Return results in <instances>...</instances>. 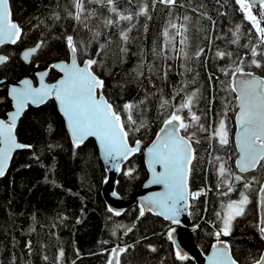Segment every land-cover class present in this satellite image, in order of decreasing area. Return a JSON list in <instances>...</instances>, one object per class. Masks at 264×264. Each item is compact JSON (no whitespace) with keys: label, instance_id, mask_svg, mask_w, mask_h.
Segmentation results:
<instances>
[{"label":"trees","instance_id":"16d2710c","mask_svg":"<svg viewBox=\"0 0 264 264\" xmlns=\"http://www.w3.org/2000/svg\"><path fill=\"white\" fill-rule=\"evenodd\" d=\"M10 2L13 20L24 34L17 44L2 48L9 59L0 66V79L28 76L36 81V73L45 69H49L48 81L57 79L60 74L50 66L69 59L65 38L73 35L82 42L78 60L82 63L88 58L97 59L99 66L94 65L93 71L104 80L103 94L121 111L123 119L127 116L123 112L125 103L145 101L133 113L137 126L143 123L145 127L129 133L132 144L136 140L144 146L150 144L172 106H178L182 98L193 92L197 94L193 111L201 116L200 122L205 127L211 124L209 132L224 120L231 135L226 146H221L218 139L210 141L209 132H197L200 143H193L197 159L192 164L189 185L191 191L205 193L191 201V230L196 243L207 253L220 227L216 213L223 214V206L238 200L243 192L250 200L246 213L234 221L231 235L220 239L230 243L239 264L259 258L264 240L256 225L260 223L259 190L264 184V170L242 175L245 180L256 177L260 181L253 182L250 189H245V180L236 182L227 178L233 184L231 192L218 175L221 162L226 169L240 174L231 134L235 131L236 93L229 88L232 72L226 76L222 69L243 66L245 71L264 77V67L250 66V49L257 44V37L235 0H177L172 9L159 3L153 8V0H132L131 4L128 0H117L121 10L133 14L146 3L151 19L134 15L131 24L120 21L111 27H105L103 21L115 19L113 14L88 0L85 7L93 15L87 20V27L68 15L75 14L73 0ZM252 10L255 14L261 12L257 7ZM169 12L173 23L187 26L188 60L179 51L183 46L175 28H169L175 38V50L169 48L164 56L157 54L165 45L162 33L169 27ZM56 15L60 18L56 19ZM184 16L189 20L184 21ZM129 27L132 30L125 44L120 33ZM95 32L100 35L93 38ZM41 41L43 44L31 62L25 63L21 51ZM101 47L104 50L97 56ZM201 48L204 54L195 58L194 53ZM216 51L231 56L219 58ZM164 100L169 104L161 108ZM11 109L7 88L3 87L0 118L6 119ZM182 115L190 118L187 109ZM17 136L31 147L15 154L8 174L0 180V264H108L110 260L112 264H195L190 258L176 259L174 244L167 235L175 227L172 222L150 211L140 216L138 203L120 216L107 210L102 189L108 173L96 143L89 139L80 148H73L54 100L38 108L29 107L19 122ZM216 157L221 159L217 161ZM129 169L132 174L126 175ZM148 175L141 149L123 166L115 190L123 198H129L142 187ZM117 246L127 251L113 257L112 249ZM151 247L156 251H151Z\"/></svg>","mask_w":264,"mask_h":264},{"label":"snow or ice","instance_id":"6c2138e0","mask_svg":"<svg viewBox=\"0 0 264 264\" xmlns=\"http://www.w3.org/2000/svg\"><path fill=\"white\" fill-rule=\"evenodd\" d=\"M88 2L106 7L113 14L115 19H104L105 27L118 25L120 21H128L131 24L134 15H145L147 19H151L146 3L133 14L130 10H121L117 6V0H88ZM235 2L239 5L240 11L244 13L245 19L251 23L257 37V44L250 49L252 57L250 66L262 68L264 67V26H262L264 25V0H235ZM128 3L131 4L132 0H128ZM157 3L169 9L177 6V0H153L152 7L154 8ZM257 3L262 10L259 14L252 11ZM73 6L76 10L75 14L70 12L68 15L72 16L78 24L87 27V20L92 17L93 12L86 9L85 0H73ZM179 6L182 7L183 5ZM195 10L193 9V11ZM169 17V27H166L162 33L165 45L157 54L164 56L169 48L175 50V38L171 36L169 31V28H175L177 35L181 36L179 43L183 46L179 51L182 53L183 59L188 60L189 56L185 51L188 46L187 26L186 24L177 26L173 23L171 12H169ZM55 18L59 19L60 17L56 15ZM183 19L188 21L189 17L184 16ZM131 30L132 28L129 27L120 33V38L125 44L128 42V33ZM89 31L92 30L89 29ZM238 31L239 29H237V33ZM23 34L21 26L12 20L10 0H0V45L16 44ZM99 35V32H95L93 38ZM65 39L71 56V63L60 62L50 66L51 69H57L63 73V78L57 83L48 84L45 83L47 72H43L39 74V87H33L32 81L25 79L22 81L23 87H12L10 90V96L14 102V111L8 113L7 119H0V144H2L0 147V177L5 175L15 150L31 147V145L17 141L15 129L19 118L29 104L39 106L46 103L50 98L57 101L59 110L65 117L74 149L80 148L89 137H94L103 151L105 160L116 171H120L123 161L140 151V141L136 140L134 144H130L128 137L130 132H138L141 127H145L143 123L137 126V121L133 118L134 111L139 108V104H143L145 101L141 100L139 104L125 103L123 112L127 113V116L126 119H123L121 111L103 95L104 80L92 70L94 65L99 66L97 59L88 58L84 60L82 67L78 63V53L83 50L82 42H78L73 35H67ZM42 44L43 41L25 51L23 59L31 62L30 57L41 48ZM257 48H261V51H257ZM103 50V47L98 49L96 55L99 56ZM203 54L204 49L201 48L194 53V56L199 58ZM215 55L224 58L225 55L231 56V53L216 51ZM165 58L167 57L165 56ZM8 59V56L0 55V65L6 63ZM241 65H243V61H241ZM222 71L226 76L229 71L232 72V83L229 88L237 94L239 112L236 122L240 131L236 137V147L239 150L236 168L239 173L264 170V78L255 75L253 72H246L243 66L225 68ZM237 74L242 78L237 79ZM98 90H100L99 96L97 95ZM178 94L179 92H177ZM196 95L193 92L191 95L182 98L178 106H172V110L162 122L161 134L156 137L155 142L147 150L149 170L152 173L151 183L163 185L165 189L163 193L146 198L147 211L164 216L165 219L172 222H176V218L185 211V205L188 201V179L192 172L193 161L197 159L193 143H200L197 132H209L211 128V124L205 127L200 122L201 116L193 111ZM168 104L169 101L164 100L160 106L164 108ZM185 109L190 114L189 119L182 115ZM189 129L192 131L190 132ZM208 139L210 141L218 139L221 146H226L229 143V133L223 119L219 121L217 128L209 132ZM220 159V157H216L217 161ZM157 166L162 171L158 172ZM131 174L132 170L129 169L126 175ZM218 175L226 184L228 192L233 190L231 179L236 182L245 180L242 175L226 169L223 162L218 165ZM253 182L260 183L256 177H252L250 181L245 180V189H250ZM259 191L261 199L264 200V184H261ZM199 195V192L192 193L193 198ZM249 203V197L241 192L238 200H232L223 206V214L216 213L220 227L214 233L216 244L213 245L212 255L208 257V264H238L237 259L232 256L231 246L220 238L231 235L234 221L245 215ZM107 210L115 216L121 215L119 210L112 207ZM145 210L144 206L140 208V216L145 214ZM256 226L260 238L264 240V219ZM173 231L169 230L167 233L169 240H173ZM27 246L31 247L30 242ZM125 251L127 248L117 246V248L112 249V255L116 257L120 252ZM151 251L155 252L156 248L151 247ZM59 255L62 257L63 252L61 251ZM175 257L181 261L188 259L180 250L176 251ZM108 264H112V261L110 260ZM250 264H264V254L252 260Z\"/></svg>","mask_w":264,"mask_h":264},{"label":"water","instance_id":"95a60500","mask_svg":"<svg viewBox=\"0 0 264 264\" xmlns=\"http://www.w3.org/2000/svg\"><path fill=\"white\" fill-rule=\"evenodd\" d=\"M256 5H259L258 3ZM10 8H11V2H10ZM11 13H12V9H11ZM12 20H13V13H12ZM14 22L18 23L17 21L13 20ZM20 41V40H19ZM18 41V42H19ZM17 42V43H18ZM16 43V44H17ZM6 45H15V44H4V45H0V55H5L3 52H2V48ZM36 46V45H35ZM33 46V47H35ZM33 47H28V48H25L24 50L21 51L20 53V57L21 59L25 62V63H30V62H27L23 59V53ZM39 50V49H38ZM37 53V52H36ZM34 55V54H33ZM7 56V55H5ZM31 58L32 56L30 57V61H31ZM60 62H65V63H71V56L69 55V59L68 60H59V61H56L55 63H60ZM78 63H80V65L83 67L84 64L83 62H79L78 60ZM1 66V65H0ZM59 74L60 76L53 80V81H48V75H49V69H45V70H40L36 73V81H34L31 77H28V76H25V77H21V78H16V79H11V78H1L0 79V89L3 88V87H6L7 88V92H8V96L12 102V109L8 112H12L14 111V102L13 100L11 99V96H10V90L12 87H18V88H21L23 87V84H22V81L25 80V79H28V80H31L32 83H33V87H39V74L40 73H43V72H47V75L45 77V83H48V84H54V83H57L61 78H63V73H61L59 70L55 69ZM93 70V69H92ZM246 72H252V71H246ZM255 73V72H253ZM255 75L257 76H260L261 78H264L263 76L255 73ZM100 78V77H99ZM237 79H241L242 77L239 76V74H237ZM97 95L99 96L100 95V90L97 91ZM104 95V94H103ZM105 96V95H104ZM106 98V96H105ZM107 99V98H106ZM50 100H54L55 103H56V106H57V110L58 112L60 113L61 117L63 118L64 120V124H65V128H66V131L71 139V135H70V131L67 127V123H66V120H65V117L63 116V114L60 112L59 110V107H58V103L57 101L54 99V98H50L48 101ZM236 100H237V94H236ZM47 101V102H48ZM46 102V103H47ZM46 103L44 104H41L39 106H35V105H32V104H29L27 106V108L25 109V111L23 112V114L28 110L29 107H34V108H38V107H41L43 105H45ZM237 108H238V101H237ZM239 112V108L237 110V113ZM237 113H236V116H235V134H234V142H235V146H236V137L239 133V127H238V124L236 122V117H237ZM23 114L21 115V117L19 118L18 122H17V126H16V129H15V136L17 138V141L19 143H22L19 141L18 139V136H17V128L19 126V122L23 116ZM8 115V114H7ZM0 119H3V118H0ZM7 119V118H6ZM162 128V127H161ZM161 132L159 130V132L157 133V135L155 136V138L153 139V141L148 144L147 146H144L142 144V142H140L141 144V147H140V150L142 149L143 151V154H144V159H145V163H146V166H147V169H148V178L147 180L143 183L142 187L137 190L134 194H132L129 198H123L122 196H120L115 188H116V185H117V182H118V177L119 175L121 174L122 170H123V166L129 161L131 160L136 154H138L139 152L133 154L132 156H130L126 161H123L121 163V166H120V171H116L115 169H113L111 167V165L105 160L104 158V155H103V151L101 150L100 146H99V143L98 141L94 138V137H89L87 140L89 139H92L95 141L96 143V146H97V150H98V154H99V157L108 173V177H107V180L104 182L103 184V189H102V193H103V197L106 201V203L108 204V207H112L113 209L115 210H119L121 213H123L126 209H128L129 207H132L134 206L136 203H138L141 207L144 206L145 207V211H147V205L145 204V201H146V198L149 197V196H152V195H155V194H158V193H163L165 191L164 189V186L163 185H158V184H152L151 183V179H152V173L151 171L149 170V157H148V149L152 146V144L155 142L156 140V137L158 135H160ZM182 135H184L182 132H181ZM86 140V141H87ZM128 140H129V137H128ZM72 141V140H71ZM85 141V142H86ZM129 143L132 144L129 140ZM134 144V143H133ZM0 147H2V144H0ZM194 147V145H193ZM27 149V148H25ZM195 149V148H194ZM237 149V153H238V157L236 159V162L237 160L239 159V150L238 148L236 147ZM20 150H23V149H17L13 152L12 154V157H11V160L9 162V165H8V168L6 170V173L3 177H0V180L3 179L9 172L10 168H11V165H12V162H13V159H14V156L15 154L20 151ZM156 170L159 172V171H162V169L159 168V166H157ZM238 170V169H237ZM239 171V170H238ZM252 172V171H250ZM249 173V172H248ZM191 175V174H190ZM189 181H190V176H189V179H188V188H189V197H188V201H187V204L185 205V211H183L177 218H176V222H172L170 220H167L164 218V216H160L161 218H163L164 220L166 221H169V222H172L175 224V227L172 229L174 230L172 235H173V244H174V248H175V251L177 250H180L181 253L185 256H187L188 258L190 259H193L195 261V264H208V257L212 255V251H213V245L216 244V241L211 245L209 251L207 253H204L200 248L199 246L195 243V240H194V233L193 231L191 230V227H192V218H191V213H190V208H191V197H190V193H191V188H190V185H189ZM154 213V212H153ZM155 214V213H154ZM259 215H260V221L262 219H264V200L261 199V196H260V206H259ZM159 216V215H158ZM226 241V240H224ZM229 245L230 243L228 241H226ZM232 253V251H231ZM261 254H264V250L262 251ZM233 256V255H232ZM234 258V257H233ZM239 264V262H238Z\"/></svg>","mask_w":264,"mask_h":264},{"label":"flooded vegetation","instance_id":"af4514ba","mask_svg":"<svg viewBox=\"0 0 264 264\" xmlns=\"http://www.w3.org/2000/svg\"><path fill=\"white\" fill-rule=\"evenodd\" d=\"M254 7H257V8L260 9L259 5H258V6H254ZM260 10H261V9H260ZM252 11H253V10H252ZM261 11H262V10H261ZM25 48H28V47H25ZM25 48H24V49H25ZM24 49H23V50H24ZM35 54H36V53H35ZM35 54H34V55H35ZM69 55H70V54H69ZM31 59H32V58H31ZM234 133H235V131H234ZM234 133H231V134H233V136H234ZM236 152H237V150H236ZM240 174H241V175H244V173H240ZM247 174H249V173H247ZM203 192H204V191H203ZM204 193H205V192H204ZM204 193H203L202 195H204ZM202 195H201V196H202Z\"/></svg>","mask_w":264,"mask_h":264},{"label":"bare ground","instance_id":"6f19581e","mask_svg":"<svg viewBox=\"0 0 264 264\" xmlns=\"http://www.w3.org/2000/svg\"><path fill=\"white\" fill-rule=\"evenodd\" d=\"M140 142H141V141H140ZM142 144H143V143H142ZM197 192H199V193H200V195H199V196H201V195L204 193L203 191H202V192H200V191H195V193H197ZM199 196H198V197H199ZM198 197H197V198H198ZM192 225H193V223H192ZM194 240H195V239H194ZM195 243H196V241H195ZM196 244H197V243H196ZM197 245H198V244H197ZM198 246H199V245H198ZM199 248H200V247H199ZM200 249H201V248H200ZM201 250H202V249H201ZM202 251H203V250H202ZM203 252H204V251H203Z\"/></svg>","mask_w":264,"mask_h":264},{"label":"rangeland","instance_id":"374dc122","mask_svg":"<svg viewBox=\"0 0 264 264\" xmlns=\"http://www.w3.org/2000/svg\"><path fill=\"white\" fill-rule=\"evenodd\" d=\"M228 133H229V139H231V135H230V132H228ZM199 197H200V196H199ZM199 197H198V198H199ZM248 206H249V204L247 205V207H248ZM246 210H247V209H246Z\"/></svg>","mask_w":264,"mask_h":264},{"label":"built area","instance_id":"2783aa9c","mask_svg":"<svg viewBox=\"0 0 264 264\" xmlns=\"http://www.w3.org/2000/svg\"><path fill=\"white\" fill-rule=\"evenodd\" d=\"M195 193V192H194ZM197 198V197H196Z\"/></svg>","mask_w":264,"mask_h":264}]
</instances>
